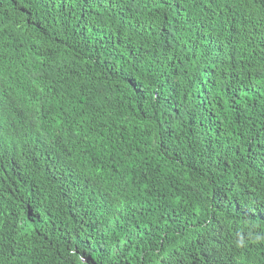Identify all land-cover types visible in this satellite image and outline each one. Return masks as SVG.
Wrapping results in <instances>:
<instances>
[{"label": "trees", "instance_id": "trees-1", "mask_svg": "<svg viewBox=\"0 0 264 264\" xmlns=\"http://www.w3.org/2000/svg\"><path fill=\"white\" fill-rule=\"evenodd\" d=\"M0 264H264V0H0Z\"/></svg>", "mask_w": 264, "mask_h": 264}]
</instances>
